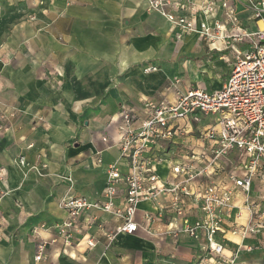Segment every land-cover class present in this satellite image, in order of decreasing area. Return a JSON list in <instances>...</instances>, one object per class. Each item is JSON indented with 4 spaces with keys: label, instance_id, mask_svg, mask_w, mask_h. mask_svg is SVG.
Here are the masks:
<instances>
[{
    "label": "crops",
    "instance_id": "1",
    "mask_svg": "<svg viewBox=\"0 0 264 264\" xmlns=\"http://www.w3.org/2000/svg\"><path fill=\"white\" fill-rule=\"evenodd\" d=\"M11 3L24 17L10 22L0 43V264H199L204 252L167 212L148 231L119 235L110 247L105 235L121 223L111 212L83 211L67 247L54 226L65 217L64 200L103 199L108 165L127 171L115 117L123 106L141 118L144 101H172L175 94L166 88L174 78L180 80L177 91L219 89L228 62L208 52L196 35L177 43L166 20L148 13L143 0ZM148 65L157 72L144 74ZM210 124L204 119L200 129ZM157 172L164 179L167 164ZM218 179L224 181L225 173ZM251 199L262 216L264 175L253 180ZM113 202L123 206L122 186ZM154 211L142 202L136 220ZM242 214L239 228L247 223ZM39 226L45 228L34 236ZM226 227L224 236L217 235L224 257L238 251L234 264H264V229L244 238L232 234L228 221ZM87 239L96 242L94 248H87ZM41 240L48 245L35 261Z\"/></svg>",
    "mask_w": 264,
    "mask_h": 264
},
{
    "label": "built area",
    "instance_id": "2",
    "mask_svg": "<svg viewBox=\"0 0 264 264\" xmlns=\"http://www.w3.org/2000/svg\"><path fill=\"white\" fill-rule=\"evenodd\" d=\"M143 3L148 13H157L166 20L177 43L185 36L196 35L208 52L228 62V74L221 87L212 91H177L180 80L174 78L166 88L173 90L174 99L144 101L141 118L123 106L115 117L119 158L126 162L127 171L122 173L115 163L107 166L103 199L64 200L65 217L54 226L56 237L63 247L71 246L83 211L111 212L121 223L105 235L110 247L119 235L146 231L147 225L161 220L167 212L181 221V233L197 242L204 252L199 264H234L238 251L230 258L224 257L225 245L217 240L218 234H226V222L232 234L240 233L244 238L264 228L251 199L253 180L264 175V0ZM157 70L148 65L142 72ZM207 118L211 124L201 130V122ZM164 163L168 174L163 179L157 167ZM219 173H225L224 181L218 179ZM67 180L71 182V178ZM120 186L124 204L118 208L113 201ZM142 202L150 203L155 211L144 212L138 222V205ZM192 210L199 216L191 218ZM244 211L247 223L239 228L237 221ZM44 228H33L32 234L38 236ZM97 228L102 230V225ZM47 245L44 240L38 242L35 261L43 259ZM95 245L94 240H86L88 249Z\"/></svg>",
    "mask_w": 264,
    "mask_h": 264
},
{
    "label": "rangeland",
    "instance_id": "3",
    "mask_svg": "<svg viewBox=\"0 0 264 264\" xmlns=\"http://www.w3.org/2000/svg\"><path fill=\"white\" fill-rule=\"evenodd\" d=\"M7 2V3H6ZM14 3H11V0H0V43L3 40V37L7 31V28L11 23L20 21L24 16L19 11L14 9ZM13 7V9H12ZM226 63V61H224ZM258 204H255V208L260 212L261 207ZM264 215V213H263ZM262 217V224L264 227V217ZM261 222V220H260ZM264 229V228H263ZM264 239V238H263Z\"/></svg>",
    "mask_w": 264,
    "mask_h": 264
},
{
    "label": "bare ground",
    "instance_id": "4",
    "mask_svg": "<svg viewBox=\"0 0 264 264\" xmlns=\"http://www.w3.org/2000/svg\"><path fill=\"white\" fill-rule=\"evenodd\" d=\"M7 3V2H6Z\"/></svg>",
    "mask_w": 264,
    "mask_h": 264
}]
</instances>
